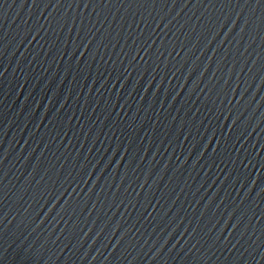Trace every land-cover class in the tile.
<instances>
[{
  "label": "water",
  "instance_id": "95a60500",
  "mask_svg": "<svg viewBox=\"0 0 264 264\" xmlns=\"http://www.w3.org/2000/svg\"><path fill=\"white\" fill-rule=\"evenodd\" d=\"M0 264H264V0H0Z\"/></svg>",
  "mask_w": 264,
  "mask_h": 264
}]
</instances>
